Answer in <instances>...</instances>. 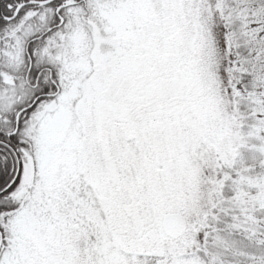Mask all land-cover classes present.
Returning a JSON list of instances; mask_svg holds the SVG:
<instances>
[{"label":"snow or ice","instance_id":"1","mask_svg":"<svg viewBox=\"0 0 264 264\" xmlns=\"http://www.w3.org/2000/svg\"><path fill=\"white\" fill-rule=\"evenodd\" d=\"M0 264H264V0H0Z\"/></svg>","mask_w":264,"mask_h":264}]
</instances>
